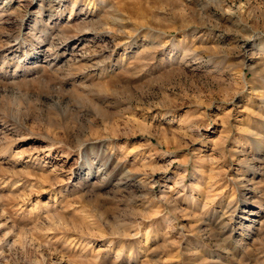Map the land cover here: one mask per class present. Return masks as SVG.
Masks as SVG:
<instances>
[{"label":"rangeland","instance_id":"1","mask_svg":"<svg viewBox=\"0 0 264 264\" xmlns=\"http://www.w3.org/2000/svg\"><path fill=\"white\" fill-rule=\"evenodd\" d=\"M0 264H264V0H0Z\"/></svg>","mask_w":264,"mask_h":264}]
</instances>
